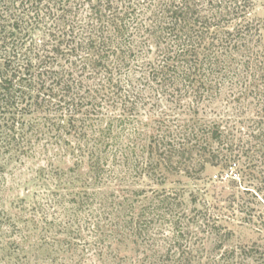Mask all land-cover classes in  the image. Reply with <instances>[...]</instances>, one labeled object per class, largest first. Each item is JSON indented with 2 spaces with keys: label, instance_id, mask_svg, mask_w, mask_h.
Listing matches in <instances>:
<instances>
[{
  "label": "trees",
  "instance_id": "obj_1",
  "mask_svg": "<svg viewBox=\"0 0 264 264\" xmlns=\"http://www.w3.org/2000/svg\"><path fill=\"white\" fill-rule=\"evenodd\" d=\"M250 4L0 0V183L11 162L44 161L40 180L65 170L61 164L69 158L94 188L105 164L103 148L129 128H142L166 169L185 170L196 155L203 168L220 163L223 174L215 182L226 174L240 185L243 221L264 231V115L250 121L253 131L242 145L219 119L201 116L206 102L222 93L225 76L235 74L236 55L251 79L253 67L264 69V57L254 54ZM254 86L241 89L240 97L248 98ZM186 260L264 264V245Z\"/></svg>",
  "mask_w": 264,
  "mask_h": 264
},
{
  "label": "rangeland",
  "instance_id": "obj_2",
  "mask_svg": "<svg viewBox=\"0 0 264 264\" xmlns=\"http://www.w3.org/2000/svg\"><path fill=\"white\" fill-rule=\"evenodd\" d=\"M250 5L254 54L264 57V0ZM236 56L235 74L225 76L222 93L206 102L201 116L219 119L242 145L253 131L250 121L264 115V69L253 67L251 79ZM250 83L253 93L241 98ZM137 132L129 128L103 148L105 164L94 188L69 158L61 164L65 170L48 171L40 180L44 161L9 163L0 183V264H152V258L187 264L188 258L195 263L233 247L264 245V231L243 221L242 187L226 174L215 182L223 174L220 163L203 168L196 155L185 170L166 169Z\"/></svg>",
  "mask_w": 264,
  "mask_h": 264
}]
</instances>
